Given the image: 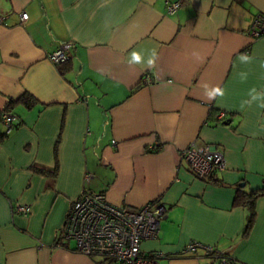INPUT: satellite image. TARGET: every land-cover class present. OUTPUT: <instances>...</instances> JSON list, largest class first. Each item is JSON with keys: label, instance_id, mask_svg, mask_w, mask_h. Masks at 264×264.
<instances>
[{"label": "crops", "instance_id": "crops-1", "mask_svg": "<svg viewBox=\"0 0 264 264\" xmlns=\"http://www.w3.org/2000/svg\"><path fill=\"white\" fill-rule=\"evenodd\" d=\"M165 1L0 0V133L3 112L18 119L0 142V264H108L62 237L84 192L128 210L160 201L158 237L141 245L167 256L157 264H217L180 254L192 242L264 264V197L249 230L233 205L237 188L264 189V36L247 34L264 0H178L171 15ZM65 44L68 63L52 64ZM192 142L225 169L195 177L181 156Z\"/></svg>", "mask_w": 264, "mask_h": 264}, {"label": "built area", "instance_id": "built-area-1", "mask_svg": "<svg viewBox=\"0 0 264 264\" xmlns=\"http://www.w3.org/2000/svg\"><path fill=\"white\" fill-rule=\"evenodd\" d=\"M168 14L175 13L182 3L178 0H166ZM20 24L28 20L25 12L19 14ZM3 19L0 18V22ZM252 40L264 36V15L255 16L247 30ZM71 45L65 44L47 55L54 65H60L70 59ZM144 83H151L146 77ZM223 113L217 119L223 118ZM4 133L9 135L18 124L17 117L11 112L1 114ZM156 148H151L155 151ZM197 178H206L225 169L223 155L208 145L199 146L192 142L181 154ZM14 212L28 214L30 207L15 204ZM166 218V209L160 201L148 202L137 210H128L111 204L104 193L84 192L75 201L64 221L62 237L75 243V250L87 257L98 258L114 264H157L167 256L161 252L146 254L141 245L145 241L157 239L159 223ZM202 251L206 256H215L221 264H234L228 256H222L211 246L198 242L189 243L182 249V255Z\"/></svg>", "mask_w": 264, "mask_h": 264}, {"label": "trees", "instance_id": "trees-1", "mask_svg": "<svg viewBox=\"0 0 264 264\" xmlns=\"http://www.w3.org/2000/svg\"><path fill=\"white\" fill-rule=\"evenodd\" d=\"M66 63H68V61L58 66L65 65ZM32 100L33 99L30 96L24 94L22 97L18 99V102H21L26 107H31ZM7 136L8 135H6L5 133H0V142H2ZM32 169L34 170V172L44 174V175L47 174V172L44 169H39L35 167H33ZM214 174H211L210 176H208V178L213 176ZM260 197H264V189L252 191V192H245L244 190L237 188L233 205L237 207L239 206L247 207L249 211V215L247 218L246 230H249V228L251 227L253 223V218L255 215V201L257 198H260ZM222 256H225V255H222ZM206 257L211 259L213 261L212 263L221 264L218 258H216L215 256L210 255ZM102 262H109V261L103 260Z\"/></svg>", "mask_w": 264, "mask_h": 264}, {"label": "clouds", "instance_id": "clouds-1", "mask_svg": "<svg viewBox=\"0 0 264 264\" xmlns=\"http://www.w3.org/2000/svg\"><path fill=\"white\" fill-rule=\"evenodd\" d=\"M140 59H141V57L138 54H136V53L132 54V61L133 62H137L138 63L140 61ZM242 59L247 60V57H242ZM148 63L152 64V63H154V61L153 60H149ZM262 66H264V65H262ZM253 91H255V90L253 89ZM216 95H223V91L221 89H219V88H216L213 91L208 93V96H209L210 99L214 98ZM253 99H256V97L254 96ZM260 106L264 107V104H262Z\"/></svg>", "mask_w": 264, "mask_h": 264}, {"label": "rangeland", "instance_id": "rangeland-1", "mask_svg": "<svg viewBox=\"0 0 264 264\" xmlns=\"http://www.w3.org/2000/svg\"><path fill=\"white\" fill-rule=\"evenodd\" d=\"M108 264H114L113 262H109Z\"/></svg>", "mask_w": 264, "mask_h": 264}, {"label": "water", "instance_id": "water-1", "mask_svg": "<svg viewBox=\"0 0 264 264\" xmlns=\"http://www.w3.org/2000/svg\"><path fill=\"white\" fill-rule=\"evenodd\" d=\"M241 186H243V185H241Z\"/></svg>", "mask_w": 264, "mask_h": 264}]
</instances>
